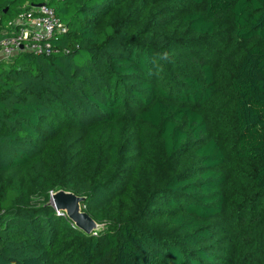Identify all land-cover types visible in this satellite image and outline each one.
Returning <instances> with one entry per match:
<instances>
[{
  "label": "trees",
  "instance_id": "1",
  "mask_svg": "<svg viewBox=\"0 0 264 264\" xmlns=\"http://www.w3.org/2000/svg\"><path fill=\"white\" fill-rule=\"evenodd\" d=\"M39 4L51 51L0 60V264H264V0H0V29Z\"/></svg>",
  "mask_w": 264,
  "mask_h": 264
},
{
  "label": "built area",
  "instance_id": "2",
  "mask_svg": "<svg viewBox=\"0 0 264 264\" xmlns=\"http://www.w3.org/2000/svg\"><path fill=\"white\" fill-rule=\"evenodd\" d=\"M35 14L20 13L9 21L7 29H0V54L10 56L21 51L48 53L54 33L61 25L47 4L33 7Z\"/></svg>",
  "mask_w": 264,
  "mask_h": 264
},
{
  "label": "water",
  "instance_id": "3",
  "mask_svg": "<svg viewBox=\"0 0 264 264\" xmlns=\"http://www.w3.org/2000/svg\"><path fill=\"white\" fill-rule=\"evenodd\" d=\"M84 200L85 196H79L64 189H58L51 195V202L57 210L65 211L67 217L76 227L86 233H90L94 230H99L101 224L97 223L82 209L81 203Z\"/></svg>",
  "mask_w": 264,
  "mask_h": 264
},
{
  "label": "rangeland",
  "instance_id": "4",
  "mask_svg": "<svg viewBox=\"0 0 264 264\" xmlns=\"http://www.w3.org/2000/svg\"><path fill=\"white\" fill-rule=\"evenodd\" d=\"M5 56L4 55H2V54H0V60H2L3 58H4ZM50 203L52 204V202H51V200H50ZM53 205V204H52ZM54 206V205H53ZM54 208H55V206H54ZM55 210L56 211H59V210H57L56 208H55ZM102 227V225L100 226V228ZM99 228V229H100Z\"/></svg>",
  "mask_w": 264,
  "mask_h": 264
},
{
  "label": "clouds",
  "instance_id": "5",
  "mask_svg": "<svg viewBox=\"0 0 264 264\" xmlns=\"http://www.w3.org/2000/svg\"><path fill=\"white\" fill-rule=\"evenodd\" d=\"M162 58L167 60L169 58V54L168 53H164Z\"/></svg>",
  "mask_w": 264,
  "mask_h": 264
}]
</instances>
